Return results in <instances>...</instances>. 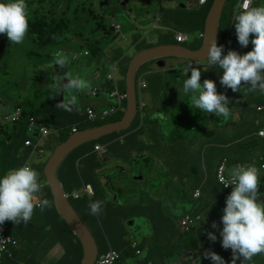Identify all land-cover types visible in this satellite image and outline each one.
<instances>
[{
	"label": "crops",
	"instance_id": "0c3cea01",
	"mask_svg": "<svg viewBox=\"0 0 264 264\" xmlns=\"http://www.w3.org/2000/svg\"><path fill=\"white\" fill-rule=\"evenodd\" d=\"M67 0H65L66 2ZM237 4L239 0H236ZM129 2V0H126L123 3V6H126V3ZM107 2H104V5H106ZM236 4V6H237ZM258 3H256L257 5ZM213 5V3H212ZM212 5L209 7V2L207 4L206 11V20L208 17V14L211 10ZM60 6V8H58ZM236 6L234 8V11L236 9ZM255 6V5H254ZM199 8H196L198 10ZM158 6L156 7L155 13H148V15H141L139 20H135L129 25V30L132 32L133 38H134V44L132 47V50L137 51L136 54H138L140 51L155 47L159 45V29L154 30L155 36L158 38L157 43H150L147 42V35L146 30L149 28L150 25L155 23L157 21L158 26L160 27V17L158 14ZM233 11V13H234ZM54 14L48 15L47 24H53L55 25V22L52 18L55 17H64L67 14V10L65 6H61L60 2H56L53 9ZM30 17V16H29ZM153 19L154 21H151ZM95 25L91 29V33L94 34L95 32H102L103 37L102 40H107V47L112 50L117 51V57L116 61L113 63L111 62L110 69L105 70L103 67V64L101 61H98L94 64V68L91 72H87L84 67L86 64L82 62L74 63L69 57V47L72 43L75 42H82L86 41L87 38H83L80 35H73L70 38L62 39L66 42L59 47L61 51H63L67 57H68V63L65 65L64 68H61L58 65H53L56 70V74L52 79L47 81L49 83V87L51 88V103L56 107V105L63 100V95H69L68 92H63L60 90L62 87V83H66V79L60 81V84L57 85V87L53 88L52 85L56 82L57 76L64 77L66 72H70L73 75L79 74L83 78H85L87 81L90 82L91 88L86 89L82 93L78 94V103L76 107L72 111H66L61 108H57L59 112H70V113H76L81 116L85 115V121L89 123L94 122H100V121H106L105 123L112 122L110 118H104V119H97L95 121H89L87 119V115L85 112V109L89 106L94 107L97 110H105L109 107H111L114 103V101L109 97V92L112 89L111 82L108 80V74H113L115 76V79L118 82V85L120 86L121 90L124 85V81L126 84V77H127V71L130 66V63L133 59V57L136 54H128L125 53L123 50L120 49L119 44L116 42H109L111 35H118L119 30H121L120 25H116L115 23H112V27L108 28L107 25L100 20L103 23V27L99 30H94L93 28L96 27L98 20H94ZM57 21V18H56ZM232 22H233V14H232ZM152 23V24H151ZM206 24V23H205ZM30 25L31 29L33 25V21L30 19ZM44 26V25H43ZM220 27V24H219ZM31 29L28 30L27 34L31 38ZM183 33V32H178ZM177 34V33H176ZM203 36L206 34L203 32ZM48 38V37H46ZM95 43H97L96 39L94 38ZM92 39V41H94ZM183 44V43H181ZM204 44V43H203ZM203 44L199 47L202 48ZM164 45V44H163ZM193 50V51H199L200 49ZM237 51L238 53H246L250 50L245 49L243 50L242 47L238 44L232 49ZM74 54V53H73ZM73 57V55H72ZM171 58V57H167ZM172 58H179L176 59L174 62H172L169 66H166L165 60H157V66L159 68L158 71L163 72V76L169 77V76H177V73L181 72L182 65L184 63V60H187V63L184 66V69L187 71V68L189 65H193L194 67H199L201 70V78L200 79H210L216 82L220 83V76L222 75V70L218 66H211L209 67L208 64L195 62L193 60L183 58V57H176L172 56ZM180 59L182 61H180ZM53 63V57L51 64ZM49 67V65H46L44 67ZM207 70V71H205ZM191 74V71L184 74V77L181 82V86L179 88V92L183 95V80L188 78ZM157 76V75H154ZM153 79H150L152 81ZM149 81L143 79L140 77L139 81V88H149ZM94 89H97L99 92L97 95H92V91ZM176 90L174 89V92ZM185 98L182 100V104L185 107H188L186 105V102H190L189 96H184ZM235 99L238 103V109L239 113L243 116L244 120H239L238 123H236L233 126L232 129V135L227 138L224 142H221L219 146V150H227L230 149L232 151H235L237 155L239 156V161H236L232 165H229V158L227 155H224L220 161L219 164L225 160V171L228 175V170L231 169L234 166L237 165H244V164H259L260 158L264 156V137L259 135V129L264 127V111H259L257 108L260 104L263 103L264 97L263 94L260 91H255L252 93H249L247 95L238 94L235 96ZM49 100V102H50ZM155 105L156 101L152 99L151 103ZM42 106V105H41ZM39 106L38 109L41 107ZM18 106H11L8 102H5L4 100H0V136L3 138L2 141H0V156L2 155V159H4V171L5 173L10 170L17 167L22 166L25 162H28L33 169H35L39 173L38 182L42 185L40 193H38L39 199H47L51 202V207L45 208L43 211L38 208L42 214H43V220L37 221L36 215L38 213L37 209L35 208L31 220L27 224H13L11 223V229L17 225L19 234L15 237H19L18 240H27L33 244H40L44 243L45 245L52 247L51 250L47 253V255L44 258V261H40L37 254H34L35 251L25 249L24 251L20 250L18 253L15 252L19 248L18 247L13 248L9 253L5 254L2 253V258L0 259V264H48L52 262V264H77V261L79 259V249H75V253L71 254L68 258L63 259L61 258L67 249L64 248V245L71 243L76 244V241L71 237L70 234H74L75 232L70 227V229H66L63 224L53 227L51 229L44 226V224L50 220L56 218L58 213L60 214L55 200V195L52 189V186L45 174V167L46 164L53 154L55 148L61 143L57 142V139L62 137L63 130L55 129V126L53 124L45 125L51 129V133L43 138L37 137L35 134V131H30L28 129V132L30 135H34V140H39L43 148L45 149V152L43 155H34L31 158H28L25 154V148L20 145V140L15 144L12 145V140H16L17 134L16 132L13 133L10 128H14V124L10 123H4L3 122V116L6 114V112H14ZM31 107V106H30ZM189 108V107H188ZM32 109V107H31ZM155 110V114H153L149 118H144L142 121V127L139 132V134L135 135L136 129L132 130L130 133H125L123 130H118L119 133L118 136H120V144H117V147L115 149H112L106 153H100L97 150L96 144L91 147V141L84 142L74 149H72L70 152H75L79 150L78 152H81V160L79 162L80 171L82 173V176L84 178L85 183H91L94 186L95 185L101 188V184L106 185L108 178H110V188L107 187L108 190H110V197H113V192L115 191L112 186H125V182L122 180L123 177L125 178H133L136 181L144 180V172H148L149 176L153 175V168L160 169L164 168V165L162 164L161 160L158 158V156L162 153H165V145L168 139H172V143L175 145L177 142H179L182 139L188 138L190 139V135L188 133L189 129H195L198 130V133L195 134L194 137H198L202 134L203 130L205 128H208L209 126H215L218 125L217 121H212L211 124L207 122V119L205 121H195L190 126H184L183 125H172L167 124L166 126H163L158 123L157 117L164 119L162 116H160V108H153ZM35 110V109H33ZM37 110V109H36ZM52 112H56L55 110H51ZM62 114L63 113H58ZM208 117V116H206ZM40 121L41 118H38ZM119 120V119H117ZM116 121V120H113ZM43 122V121H42ZM172 122H174V119H172ZM44 123V122H43ZM102 123V124H105ZM100 124V125H102ZM75 125V124H73ZM72 125V126H73ZM2 126H6L7 133L3 135L1 132ZM98 126V125H95ZM59 130V132H57ZM8 135V136H7ZM52 136V137H50ZM128 139L132 145V150L128 147V145L125 144V139ZM30 139V136L27 138V140ZM26 140V141H27ZM94 140V139H93ZM25 146L28 148V145ZM63 142V141H62ZM157 145V150L152 151L151 146ZM25 157L24 161L21 162V157ZM35 157L38 161L45 160L46 163L42 164V166L38 167V162H33L31 159ZM66 158V156L59 162L57 169H56V175L60 182L58 173L61 169L63 160ZM142 159V161H146V164L140 168V163H138L139 159ZM129 161L127 164H124L122 160ZM163 162L165 163V171L168 172L171 175V178L168 182L165 184H160V189L157 188L154 189L155 192H158L159 194L162 191V196L164 197V200L166 201V205H162L159 202L160 207L162 208V214H156L149 212L148 215L143 214L141 208H144L141 205L135 206V207H124L118 212L114 219L111 221L107 229H105L103 233L102 240L97 243L99 247V254L105 252L110 246L115 248L121 253V248H129V240L131 237L135 236V234L138 232L141 228H148V226L152 225V228L155 233L161 234L164 232L163 227L169 220H171V214H176L175 210L177 209V201L181 200V191L185 190V187L181 190H176L173 186L174 183H178L180 185L185 186L186 179L184 178V172L181 166V158L178 153L172 155V156H164ZM137 162V165L139 166L138 171L141 172V175H135V163ZM102 164L100 168H97L96 171H94V166H99ZM218 164V165H219ZM218 165H211L213 175L214 171L216 170ZM40 172L43 174V178H41ZM4 173V174H5ZM97 173H100V178H97ZM111 174H113V177H111ZM47 184L50 186L51 189L45 191L44 188L47 187ZM62 188L63 185L60 182ZM154 184V183H153ZM144 186L145 193L148 192L150 189L153 190L154 187L157 185L154 184V187H151L150 181L147 182ZM64 190V188H63ZM187 190V189H186ZM76 191V190H75ZM80 191L82 193V196L80 198H76L77 203L81 205L83 202V188H80ZM259 197L258 201L264 202V170H261L259 172ZM65 192V191H64ZM103 193V191H102ZM193 194L194 201L198 199V196ZM66 194V192H65ZM145 195V194H144ZM221 198V195L216 196V200H219ZM97 200V197L93 198V201ZM182 201V200H181ZM189 198H186V200L183 203H187L186 208H191L192 204L189 202ZM71 202V201H70ZM91 202V201H90ZM89 202V203H90ZM72 203V202H71ZM146 203V202H144ZM144 205V204H143ZM74 207V206H73ZM182 209L183 215L190 213L186 212ZM209 210V216L206 218V221H212L215 222L217 227L215 231H210L205 223L200 224L199 228L194 232L198 234L199 240H192L195 241V245H189L188 247L182 243H179L178 246V253L174 255H169L170 259L168 260V263L164 261V258L161 259V261L158 264H185L189 262L197 263L200 260H203L205 257L204 253L206 251H213L219 256L223 258L225 261V264H231L232 262V251L231 249H224L221 245L222 237L220 236V231L222 230V223L217 224V220L221 221V216L223 213H219L217 216H214L215 209L211 210L208 203H204L203 205H197L193 208L194 210H198L201 214V211L203 209ZM58 212H57V211ZM76 210V209H75ZM181 212V213H182ZM180 213V214H181ZM79 214V213H78ZM179 214V215H180ZM80 215V214H79ZM88 218H92L94 214H87ZM214 216V217H213ZM82 218V217H81ZM211 220H210V219ZM83 219V218H82ZM136 219H139V222H136ZM180 219V218H179ZM84 221V219H83ZM85 222V221H84ZM86 223V222H85ZM87 225V223H86ZM88 226V225H87ZM90 226H88L89 228ZM90 229V228H89ZM91 231V229H90ZM15 233L17 231L14 230ZM212 232L217 239L215 241H211L208 239L207 233ZM92 233V232H91ZM93 234V233H92ZM94 236V235H93ZM141 241V240H140ZM204 242V243H201ZM143 241H141L142 243ZM182 245L187 247L189 251L182 252ZM130 249V248H129ZM101 251V252H100ZM149 252H154L152 248H149ZM142 254V253H141ZM183 254V256L181 255ZM51 255V257L49 256ZM17 257H20L21 260L18 261ZM162 257H166L165 254H162ZM149 263H151L152 258L146 259ZM118 264H122V261H120ZM154 264V262L152 263ZM236 264H241V261L238 259L236 261ZM250 264H264V254H260L257 256H254Z\"/></svg>",
	"mask_w": 264,
	"mask_h": 264
},
{
	"label": "trees",
	"instance_id": "16d2710c",
	"mask_svg": "<svg viewBox=\"0 0 264 264\" xmlns=\"http://www.w3.org/2000/svg\"><path fill=\"white\" fill-rule=\"evenodd\" d=\"M56 2H60L62 6H65V0H55ZM232 11L231 14H233L234 8L237 4L236 0H232ZM157 6H158V14L160 17V28H159V45L163 44H175L178 43L177 40L175 39V35L178 32H183L186 34L189 39L187 42H191V44L188 46V48L192 50H197L206 40L205 36H203L204 28H205V23H206V6L205 7H199L198 10H196L194 7L191 6V3H196V0H156ZM209 2V7L212 5L214 0H208ZM89 17L94 20H98L99 17L93 12L89 11L88 12ZM30 20V17H29ZM72 20L68 19L66 16L61 17L59 19H53L55 22V25L53 24H45L44 26H39V25H33L31 29V37L36 38L37 42L42 44L43 46L49 47V46H60L64 44L66 41L62 40L64 34L70 33V28L72 25ZM71 21V24L69 25V22ZM230 29H220V34H219V40L218 44L225 46L228 49H232L235 46L238 45V42L232 41L231 39H226L227 33L233 29H235L234 25L232 24V15L230 18ZM81 24V23H80ZM29 28H31L30 21L28 24ZM103 27V23L99 20L96 27H94V30H99ZM75 35H78L76 30ZM48 37V38H46ZM183 45V44H182ZM8 47H12V43L8 41L7 37L4 36L3 34H0V51L7 49ZM187 47V46H186ZM201 49V48H199ZM241 54H244L241 53ZM52 57L51 55H49ZM167 57H162V58H154L149 61H146L145 63L141 64L140 67L137 70L136 77L139 74L141 68L143 65L146 63H156L157 60H165ZM46 65H51V61H47L43 64V67ZM140 78L138 79V84H139ZM118 83V82H117ZM217 92L218 93H223L226 95L229 99V107H230V115L227 118L224 117H218L215 116L214 114L211 113H204L203 111L196 109L195 107L192 106L190 102H186V105H188L189 109H192L194 111H197L201 115H194V118L200 119L202 115L208 116L207 122L209 124L212 123V121H217L218 125L215 126H209L208 128H205L202 132V134L198 137H190V139L185 138L177 142L175 145L172 143V139H166V145H165V153H162L158 156V158L161 160L162 164L164 165L165 169V163L163 162V157L164 156H172L176 153L180 155L181 158V166L184 172V178L186 179L185 182V190L181 191L182 195L186 191V198H189V202L192 204L191 208H186V212L190 213H199L198 210H194L193 208L197 205H203L204 203H208L209 207L211 210L215 209L214 216H217L219 213H223L222 210L225 207V200L226 197L230 194L232 188L226 189L223 184H221L217 178L216 175L213 177V171H212V184L210 187L206 186L204 184V181L201 178V174L203 172V156L202 152L204 153L205 157H209L211 159L212 165H218L220 159L224 156L227 155L229 158V165H232L236 161H239V156L235 151H232L230 149L223 150L218 152L219 150V144L221 142H224L227 138H229L232 135V129L233 126L238 123L239 120H244L243 116L239 113L238 109V103L237 100L235 99V96L238 94H243L247 95L249 92L247 90L248 86L247 85H242L239 91L233 92L230 88H226L222 86L219 82H215ZM139 88V86H138ZM120 96H117L113 98L112 100L114 101L113 105L103 111L109 112L108 115H106V118H110L112 116L118 115L117 118H110L113 120H117L122 118L125 115V112L127 110V91H126V84L124 81L123 88L121 90L120 86ZM146 88H139V91L141 93L142 90ZM259 91V90H257ZM136 92H137V83H136ZM264 97V92H261ZM189 94H183V96H189ZM165 105V104H164ZM21 107V106H20ZM139 107H144L146 108L147 105L144 101V99L139 100L138 92H137V108ZM150 108H160L158 106H155L153 104L149 105ZM23 109V108H22ZM55 110L56 112H52L51 110ZM112 109H115V112H112ZM161 109V108H160ZM259 111H264V101L262 104H260L257 108ZM261 109V110H260ZM86 110V109H85ZM58 113H63L58 114ZM168 116L174 117L172 112L167 113ZM161 116V113H160ZM30 117L36 118L37 122L41 126H46L49 124H53L55 126V129L63 130L65 131V134L62 135V141H65L72 133H75L77 131H80L85 128H89L95 125H100L102 123H105L106 121H100V122H94V123H89L85 121V115L81 116L76 113H70V112H59L57 108L50 102L47 104L42 105L39 109L33 110L29 105H26L25 108L23 109V118H20L19 120L16 121L14 124V128L11 130L13 133L16 132L17 137L16 140H12V145H15L19 140H20V145L25 148V154L27 155L28 158H31L34 155H40L39 150L43 149L42 143L38 140H34V135L37 137L42 138L41 132H40V127L36 128L35 134L30 135L28 132L29 125H30ZM38 118H41L42 121H40ZM166 119V118H164ZM110 120V121H113ZM158 123L163 125V120L161 118H158ZM143 119L140 117V115L135 118L133 121V124L130 128L123 130L125 133H130L132 130L136 129L135 135L139 134L137 132L138 130L141 129L142 124L141 122ZM75 124V125H73ZM73 125V126H72ZM74 126L76 127V130L73 131ZM264 129L261 128L259 129V135L264 137L260 132ZM57 130V132H59ZM1 132L3 135L7 133V128L6 126H2ZM51 132H49L46 136H48ZM119 133L117 131L113 133L106 134L102 137H98L97 139L92 140L91 147L94 146L97 143H104L106 145H112V140L117 137ZM8 136V135H7ZM30 136L31 144H28V148L25 146V141L27 138ZM125 144L128 145L130 150H132V145L130 141L126 138L125 139ZM152 151L157 150V145L151 146ZM201 150V151H198ZM213 152L219 153V156L214 159L212 157ZM2 157V155L0 156ZM81 152H78L75 154V152H69L66 155V158L63 160L61 169L58 173L60 182L63 185L64 191L66 192V196L69 198V200L72 202V205L76 209V211L80 214V216L84 219V221L87 223L88 226L89 223L93 226V229H91V232L93 233L97 243H99L102 238H103V233L105 229L109 226L111 221L114 219L115 215L120 212V210L124 207H135L138 205H141L143 207H146V198L144 197L145 194V189L144 186H141L138 189H134L132 186L135 183V180L133 178H125L123 177L122 180L125 182V186H112L114 188L113 192V197H110V190L107 189V187L110 188V178H108V181L106 183L105 189L107 190L106 193H102V189L98 186L95 185V191H94V186L91 183H85L84 178L82 176V173L80 171L79 167V162L81 160ZM262 156L260 160L263 158ZM21 162L24 161L25 157H21ZM24 164H29L28 162H25ZM102 164L99 166H94V171H96L97 168H100ZM33 168V167H32ZM212 169V167H211ZM5 171H0V176H3ZM187 179H191V182L189 185L186 187V184L188 183ZM151 187H154L153 183L150 182ZM107 186V187H106ZM87 187H91L92 191L88 192ZM80 188H83V202L81 205L77 203L76 198H80L82 196V193L80 191ZM156 188L159 190L160 187L156 186ZM187 189V190H186ZM76 190V191H75ZM200 191L201 196L198 197L196 201H194V196L195 192ZM123 195V202L120 203L119 198L117 196ZM162 195V191L160 193ZM221 195V198L219 200H216V196ZM97 197V200L103 202L102 206V211L100 212L99 215L94 216L92 218H88L87 214H90V208H89V202L93 201V198ZM163 198V197H162ZM164 199V198H163ZM94 200V201H97ZM144 204V205H143ZM150 206V211L152 213L156 214H162V208L159 205V201L153 200L152 202L148 203ZM57 211V210H56ZM58 212V211H57ZM60 212V211H59ZM91 215V214H90ZM176 222L179 220V216L175 214ZM209 216V210L203 209L201 211V214L199 215L198 218H194V220L191 222L189 229L187 231L180 230L181 238L179 243H182L186 245L187 247L189 245H195V241H191L190 243H187L185 241V236L188 232H195L198 228L199 225L202 223H205L207 228L210 231H215L211 227L212 221H206V218ZM213 216V217H214ZM210 219V218H209ZM211 220V219H210ZM11 221H5V233L8 235H11L15 240L16 243L9 245V250L11 251L13 248L18 247L17 250H15L16 253H18L20 250L24 251L25 249L28 250H33L35 251L34 254H37L38 258L40 261H44L45 256L47 253L51 250L52 247H49L45 245L44 243L40 244H33L27 240H18L19 237H15L19 234L18 231V226L15 225L11 229ZM172 220H169L167 224L163 227L164 232H167L171 229V224ZM221 221L217 220V224H220ZM63 224L66 229H70L67 220L64 218V216L60 213L56 216L54 219L48 220L44 226L51 229L53 227L59 226ZM177 225V224H176ZM17 231V233L14 232ZM71 237L76 241V244L71 243V245L66 244L64 245V248L67 249L65 254L61 257L63 259L68 258L71 254L75 253V249H79V259L77 261V264H80L83 258V247L82 244L78 238V236L75 234H70ZM18 238V239H17ZM177 243V245L179 244ZM129 246V245H128ZM138 246L137 248H133L136 254H140L138 252ZM9 251V252H10ZM17 260L20 261L21 258L17 257ZM122 260V259H121ZM148 264L149 263L147 261ZM164 264L163 262H161ZM52 264V262L48 263Z\"/></svg>",
	"mask_w": 264,
	"mask_h": 264
},
{
	"label": "clouds",
	"instance_id": "9594fccd",
	"mask_svg": "<svg viewBox=\"0 0 264 264\" xmlns=\"http://www.w3.org/2000/svg\"><path fill=\"white\" fill-rule=\"evenodd\" d=\"M195 4L199 8L207 6L208 2L205 6ZM29 21L26 0H0V34L6 36L12 45L23 43L28 30L31 29L28 26ZM232 24L235 29L227 33L226 39L236 41L243 50L250 51L240 54L211 39L207 42L206 61L199 63L208 64L209 67L218 66L222 70L220 84L233 92L239 91L242 85H247L249 92L257 90L264 92V2L252 6V0H243L242 8L234 13ZM73 60L76 59L73 58ZM67 63V55L61 50H56L50 66L58 65L64 68ZM189 69L191 74L183 80V91L186 95L191 94L189 100L192 106L204 113L227 118L230 115L229 99L223 93L217 92L216 81L200 79L199 67L189 65L186 73ZM61 79L62 81L66 79L67 82L62 83L60 90L62 93L68 92L69 95H63V100L56 107L72 111L73 106L75 108L78 103V94L91 88V84L79 74L73 75L66 72L64 77L57 76L52 87H57ZM138 113L137 108L136 118L140 115ZM144 115L145 113L140 117L144 119ZM96 146L100 153L111 150L110 146L104 143L99 142ZM259 164L234 166L228 170L227 181L223 176L220 179V183L224 184L226 189L232 188L222 210L223 227L220 231L222 247L232 251L231 264H236L238 259L241 264H250L254 256L264 254V202L258 201L259 172L263 169L258 170ZM38 177L39 173L29 164L10 169L0 176V224L5 221H11L13 224H27L36 207H39L41 211L51 207L49 200L39 199L37 195L42 188ZM229 185L231 186L228 187ZM200 196L201 193L198 197ZM102 206V201L90 202V214L99 215ZM211 227L215 229L216 223L213 222ZM207 236L211 241L217 239L212 232H208ZM132 239L138 240L135 236L130 238L128 246L130 249H132L130 246ZM138 241L140 246L141 241ZM141 250L143 252V249ZM204 255L212 261V264H225L223 258L213 251H206ZM121 259L120 253L117 264Z\"/></svg>",
	"mask_w": 264,
	"mask_h": 264
},
{
	"label": "rangeland",
	"instance_id": "374dc122",
	"mask_svg": "<svg viewBox=\"0 0 264 264\" xmlns=\"http://www.w3.org/2000/svg\"><path fill=\"white\" fill-rule=\"evenodd\" d=\"M126 0H67L65 3V7L67 10L66 17L68 19L73 18L72 25L70 28V33L64 34L63 39H68L75 35V31L78 35L83 38H87L86 41L75 42L72 43L69 47V57L72 59L73 53L78 55L76 60H72L74 63L82 62L85 65L84 69L87 72H91L94 68V64L98 61H101L105 70L110 69L111 61L113 63L116 61L117 51L109 49L107 47V40H102L103 34L102 32L91 33L92 27L95 25V21L90 20L88 16V11H93L98 15L99 20H102L108 28L112 27V23L121 26V30H119V34L111 35L109 42H116L119 44L121 50L128 54H136L137 51L132 50L134 44V38L132 32L129 30V25L135 20H139L141 15H148V13H155L157 2L156 0H129L126 3V6H123V3ZM107 2L106 5L102 6V3ZM232 0H228L222 17L220 21V27L222 29H230V18L232 11ZM28 5V10L39 8V5L45 4V1L38 0H26ZM191 6L195 9L198 8L195 3H191ZM44 8V5H42ZM46 18H42L40 20L41 23H46ZM151 21H154L151 19ZM81 23V24H80ZM71 21L69 22V25ZM152 24V23H151ZM157 21L149 26L146 30L147 42L157 43L158 38L154 34V30L159 29ZM96 39L97 43H95ZM92 39L94 41H92ZM191 42L183 43L184 46H189ZM56 50H60L58 46H43L39 42H37L36 38L29 37L26 34V38L21 44H13L12 47H8L0 51V100H4L8 102L11 106H21L23 109L26 105L32 107V109H38L39 106L47 104L51 98V88L49 87V81L56 74V70L54 66L43 67V64L47 61H52V55ZM87 52V54H85ZM51 55L52 57H50ZM179 58H166V66H169L172 62ZM180 61H182L180 59ZM187 60H184V63L181 68V72L178 76H163L162 71H158L156 63H146L141 68L139 74L136 77L137 83V92L140 99H144L147 107L145 108V118L151 117L155 114V110L150 108L149 105L154 99L156 101L155 106L161 108V116L166 118L163 120V126L167 124L172 125H183L190 126L195 121H205L208 117L202 115L198 120L194 118V115L198 114L197 111L189 109L188 107L183 106L182 100L185 98L180 92L179 88L181 86L182 79L186 70L184 69ZM157 75V76H154ZM142 77L143 79L149 81V88L139 91L138 88V79ZM150 79H153L150 81ZM174 89L176 90L174 92ZM165 104V105H164ZM172 112L174 117L168 116L167 113ZM139 114V113H138ZM118 115L112 116L110 118H117ZM174 119V122H172ZM12 130V128H10ZM189 135L194 138L195 134L198 133V130L189 129ZM65 134V131L62 133ZM52 137V136H50ZM3 138L0 136V141ZM62 137L57 139V142H60ZM79 150L75 151V154L78 153ZM201 151V150H198ZM203 156V172L201 174V178L204 181V184L208 187L212 184V169H211V159L209 157ZM219 156V153L213 152L212 157L216 159ZM4 159L0 157V171L4 169ZM33 162H38V167L40 168L42 164L46 163L45 160L38 161L37 158L33 157L31 159ZM124 164H127L129 161L122 160ZM140 163V168L146 164V161H142L140 158L138 160ZM135 175H141V172L138 171L139 166L137 162L135 163ZM154 172L152 176L148 175V172H144V180L136 181L133 184L134 189L140 188L142 185H145L147 182H152L160 187V184H165L171 178V175L165 171L162 167L160 169L153 168ZM41 178H43V174L40 172ZM97 178H100V173H97ZM143 177V175H141ZM113 177V174H111ZM188 183L186 187L191 182V179H187ZM101 189L104 193L107 192L105 186L101 184ZM177 191L184 188V185H180L178 183H174L173 186ZM150 189L145 193L144 197L146 198V207L141 208L142 213L148 215L150 212V206L148 203L153 200H158L160 204L166 205V201L163 199L164 197L160 195L158 192H155L154 189ZM45 191L51 189L47 184V187L44 188ZM163 197V198H162ZM181 200H178L177 209L175 210L176 214L181 218L183 215L182 209L187 206V203H183L186 200V191L180 196ZM119 198L120 203L123 202V195L117 196L115 200ZM38 213L36 215L37 221L43 220L42 212L36 208ZM182 212V213H181ZM181 213V214H180ZM180 214V215H179ZM176 215L171 214V229L167 232H163L161 234H157L154 232L152 225L148 226V228H141L135 234V237L138 240L143 241L139 246L143 249L142 254H136L133 249H125L121 248L122 254V264H148L147 258H152L154 264H158L161 259L164 258V261L168 263L170 259L169 255H174L178 253L177 243L180 241L181 234L178 227L181 228V222L178 220L175 224ZM136 222H139V219H136ZM90 227L93 229V226L89 223ZM200 226V225H199ZM182 229V228H181ZM192 240H199L198 234L194 232H188L185 236V241L190 243ZM201 243H204L201 241ZM134 246L133 248H135ZM149 248H152L154 252H149ZM182 252L189 251L187 247L182 245ZM101 252V251H100ZM162 254H165L166 257H162ZM183 256V254H181ZM51 257V255H49ZM81 263V262H80ZM171 264V262H169ZM185 264H212V261L207 258H203L199 262H189Z\"/></svg>",
	"mask_w": 264,
	"mask_h": 264
},
{
	"label": "water",
	"instance_id": "95a60500",
	"mask_svg": "<svg viewBox=\"0 0 264 264\" xmlns=\"http://www.w3.org/2000/svg\"><path fill=\"white\" fill-rule=\"evenodd\" d=\"M227 1L228 0H214L204 28L206 40L199 51H193L182 44L175 43L147 48L136 54L127 71V110L123 118L72 133L65 141L61 142L55 148L53 154L49 158L45 167V174L52 186L58 210L67 220L82 244L83 258L80 264H91L99 255V247L95 237L73 207L57 178L56 169L59 162L72 149L84 142L97 139L98 137L118 130L130 128L137 114L136 73L141 64L154 58L172 56L187 58L195 62L206 61L207 42L211 39H215L218 43L220 34L219 24Z\"/></svg>",
	"mask_w": 264,
	"mask_h": 264
},
{
	"label": "built area",
	"instance_id": "2783aa9c",
	"mask_svg": "<svg viewBox=\"0 0 264 264\" xmlns=\"http://www.w3.org/2000/svg\"><path fill=\"white\" fill-rule=\"evenodd\" d=\"M207 2H208V0H196V3L198 4V6H205L207 4ZM261 2H264V0H252V6H254L256 3H261ZM242 4H243V0H239L234 13L242 8ZM234 13H233V16H234ZM175 39L177 40L178 43H186L188 41L189 37L184 33H177L175 35ZM73 58L77 59L78 55L74 54ZM108 79L112 85V89L109 92L110 98L113 99L117 96H120V89H119V85L117 83V80L115 79V76L113 74H109ZM97 92H98V90L94 89L92 91V94L96 95ZM144 109H145L144 107L138 108V112L141 115V117L144 114ZM85 112L87 115V119L89 121H95L97 119H104V118H106L105 116L109 114V112H107V111L96 110L93 107L86 108ZM112 112H115V109H112ZM20 118H23V109H22V107L18 106L14 112H8L7 111L2 119H3V122L6 124L7 123L15 124L16 121L19 120ZM29 120H30V125H29L30 131H35L36 128L40 127V132H41L42 137H46V135L49 132H51V129H49L47 126H41L37 122L36 118L30 117ZM0 128H1V125H0ZM75 130H76V127L74 126L73 131H75ZM260 133L264 136V129ZM26 144L27 145L31 144V141L27 140ZM39 152H40V155H43L45 152L44 148L40 149ZM225 160L226 159H224L220 163V165L218 166L217 171H216V176H217V179L219 182H220V179L222 176L225 178L226 181L228 179V175L225 171V167H226ZM23 165H25V164H23ZM257 167H258V170H260V169L264 170V157L261 159L260 164ZM230 186L231 185H229L228 187H230ZM87 191L91 192L92 191L91 187H87ZM200 193H201L200 191H197L196 195L199 196ZM199 215H200L199 213L185 214L184 216H182L179 219V221L181 222L180 226L182 229L180 227L179 228L183 231H187L189 229L191 222L194 220V218H198ZM5 227H6L5 222L3 224H0V259L2 258V255H1L2 253H5V254L9 253V251H10L9 245L16 243V240L11 235H8L5 233ZM130 246L132 249L134 246H136L135 248H137V246L139 247V241L136 239H132L130 242ZM138 252L141 254L142 250L140 248H138ZM119 259H120L119 251L110 247L107 251L99 254L97 256V258L91 264H117Z\"/></svg>",
	"mask_w": 264,
	"mask_h": 264
},
{
	"label": "flooded vegetation",
	"instance_id": "af4514ba",
	"mask_svg": "<svg viewBox=\"0 0 264 264\" xmlns=\"http://www.w3.org/2000/svg\"><path fill=\"white\" fill-rule=\"evenodd\" d=\"M38 1H40V2L45 1V4L41 3L39 5V8H35L33 10L29 9L28 11H29L30 19L33 21V23L36 25H39V26H43L47 23L48 15L54 14L53 9H54V5H55L56 1L55 0H38ZM42 5H44V8L42 7ZM58 8H60V6ZM42 18H46L45 24L40 22V20H42ZM56 18L59 19L61 17H55L52 19H56ZM111 144L112 145H109L111 150L115 149L117 147V144H120V136L115 137L112 140Z\"/></svg>",
	"mask_w": 264,
	"mask_h": 264
}]
</instances>
